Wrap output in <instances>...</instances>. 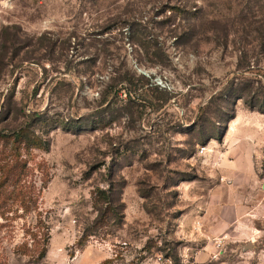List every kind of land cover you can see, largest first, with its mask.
Masks as SVG:
<instances>
[{"label":"rangeland","instance_id":"1","mask_svg":"<svg viewBox=\"0 0 264 264\" xmlns=\"http://www.w3.org/2000/svg\"><path fill=\"white\" fill-rule=\"evenodd\" d=\"M263 98L264 0H0V264H264Z\"/></svg>","mask_w":264,"mask_h":264},{"label":"trees","instance_id":"2","mask_svg":"<svg viewBox=\"0 0 264 264\" xmlns=\"http://www.w3.org/2000/svg\"><path fill=\"white\" fill-rule=\"evenodd\" d=\"M158 88V87H157ZM127 91L124 92L127 95L128 101H136L139 99H143L144 92H136L131 87H125ZM118 90L115 91L113 94L114 99L117 95ZM167 93V92H166ZM169 94V93H167ZM103 101H107L112 96L111 90L108 92H104L101 94ZM171 96L168 95L167 99H170ZM258 102V100H257ZM254 107L257 105L261 110L264 111V98L262 101H260L259 105L258 103L253 104ZM95 122V121H93ZM101 122V121H100ZM75 125H72L71 127H74ZM20 134H18L19 136ZM113 191L114 187L110 186L109 188H100L97 187L95 191L93 192V200H94V207L97 211V216L90 227L89 231L85 235V239H87L90 235H93L95 232H97L100 228H103L104 226L108 225L110 220L122 221V211H121V205H119V200L115 199L113 197ZM118 203V205H117ZM26 209H28V206H25ZM42 222V221H41ZM50 228L48 226H40L39 224L35 226H29L25 228L24 235H23V242L18 244L16 247L15 252L17 254H21L24 256H29L33 258V260L36 263H39L40 261L44 260L47 254L48 250V244L50 241ZM111 260H105L101 264H110Z\"/></svg>","mask_w":264,"mask_h":264},{"label":"crops","instance_id":"3","mask_svg":"<svg viewBox=\"0 0 264 264\" xmlns=\"http://www.w3.org/2000/svg\"><path fill=\"white\" fill-rule=\"evenodd\" d=\"M231 225H233V224H231ZM229 226V225H226L227 226V228H229V229H227V230H225V232H226V234H227V236H234L235 234H234V232H235V230L233 229V227L234 226Z\"/></svg>","mask_w":264,"mask_h":264}]
</instances>
